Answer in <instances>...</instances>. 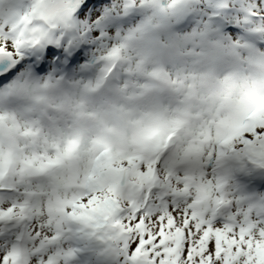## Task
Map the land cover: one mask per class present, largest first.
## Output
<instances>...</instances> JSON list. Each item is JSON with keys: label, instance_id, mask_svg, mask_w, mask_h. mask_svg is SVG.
Returning <instances> with one entry per match:
<instances>
[{"label": "clouds", "instance_id": "9594fccd", "mask_svg": "<svg viewBox=\"0 0 264 264\" xmlns=\"http://www.w3.org/2000/svg\"><path fill=\"white\" fill-rule=\"evenodd\" d=\"M246 218L264 0H0V264H192Z\"/></svg>", "mask_w": 264, "mask_h": 264}, {"label": "snow or ice", "instance_id": "6c2138e0", "mask_svg": "<svg viewBox=\"0 0 264 264\" xmlns=\"http://www.w3.org/2000/svg\"><path fill=\"white\" fill-rule=\"evenodd\" d=\"M251 130V129H250ZM253 134L259 137V134L254 130ZM246 225V227H245ZM245 225H241L239 229H236L240 232V236L236 237L235 240H228L226 237H222L221 233H216V238L212 244L205 247L207 238L209 237V232L203 233V239L194 238L192 245L185 246L184 255L192 262V264H213V258L215 257V264H220L223 261V264H237V258L241 255H244L248 258L249 264H264V244L254 245L245 235V232L248 231L250 235V230L255 227L253 223L247 218L245 219ZM191 227V225H189ZM195 231V229H193ZM187 232V230H186ZM232 235V233H229ZM261 236H264V229L261 230ZM242 238V239H241ZM239 241L241 248H248L249 251L246 253L236 251V243ZM247 241V243H245ZM225 244L227 247H225ZM133 249L136 248L134 244ZM255 248L257 256L254 258L252 254V249ZM235 254V255H233ZM131 255V253H130ZM135 260V257L132 258Z\"/></svg>", "mask_w": 264, "mask_h": 264}]
</instances>
